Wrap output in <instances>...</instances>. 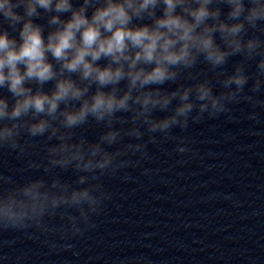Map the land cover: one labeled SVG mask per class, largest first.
<instances>
[{
  "label": "clouds",
  "instance_id": "9594fccd",
  "mask_svg": "<svg viewBox=\"0 0 264 264\" xmlns=\"http://www.w3.org/2000/svg\"><path fill=\"white\" fill-rule=\"evenodd\" d=\"M41 18L46 25L36 22ZM256 33H264V0H0V88L11 94L0 96V148L23 155L36 146L29 138L43 137L47 162L28 167L79 174L75 185L53 175L0 191V225H35L62 239L93 227L91 216L111 198L99 177L138 163L125 157H147L142 127L156 143L152 134L172 139L171 129L186 128L194 110V121L227 112L248 83L246 61L257 57L252 91L260 89L264 40ZM235 55L243 59L231 74L216 72L223 88L218 94L208 79L173 91L160 87L177 81L200 57L216 69ZM49 82L53 86L45 90ZM154 112L168 114L157 118ZM90 120L104 125L94 142L74 132ZM124 137L133 142L114 151L105 147ZM57 215L71 223L50 228L44 218Z\"/></svg>",
  "mask_w": 264,
  "mask_h": 264
}]
</instances>
